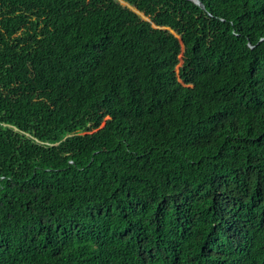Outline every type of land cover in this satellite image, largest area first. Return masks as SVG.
<instances>
[{
  "label": "trees",
  "instance_id": "obj_1",
  "mask_svg": "<svg viewBox=\"0 0 264 264\" xmlns=\"http://www.w3.org/2000/svg\"><path fill=\"white\" fill-rule=\"evenodd\" d=\"M200 2L0 0V264H264V0Z\"/></svg>",
  "mask_w": 264,
  "mask_h": 264
},
{
  "label": "water",
  "instance_id": "obj_2",
  "mask_svg": "<svg viewBox=\"0 0 264 264\" xmlns=\"http://www.w3.org/2000/svg\"><path fill=\"white\" fill-rule=\"evenodd\" d=\"M194 3H196L197 5H199L201 8H203V5L201 4L200 0H191Z\"/></svg>",
  "mask_w": 264,
  "mask_h": 264
},
{
  "label": "rangeland",
  "instance_id": "obj_3",
  "mask_svg": "<svg viewBox=\"0 0 264 264\" xmlns=\"http://www.w3.org/2000/svg\"><path fill=\"white\" fill-rule=\"evenodd\" d=\"M180 64H181V61H180V63L178 64V66H180ZM178 66H177V67H178Z\"/></svg>",
  "mask_w": 264,
  "mask_h": 264
}]
</instances>
